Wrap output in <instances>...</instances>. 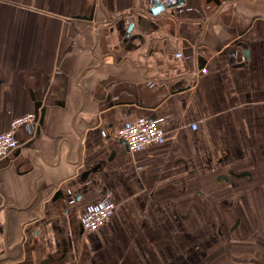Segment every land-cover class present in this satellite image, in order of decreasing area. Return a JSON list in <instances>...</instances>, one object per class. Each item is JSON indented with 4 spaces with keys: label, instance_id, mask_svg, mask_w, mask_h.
<instances>
[{
    "label": "crops",
    "instance_id": "obj_1",
    "mask_svg": "<svg viewBox=\"0 0 264 264\" xmlns=\"http://www.w3.org/2000/svg\"><path fill=\"white\" fill-rule=\"evenodd\" d=\"M175 4L0 0V264H264V0Z\"/></svg>",
    "mask_w": 264,
    "mask_h": 264
},
{
    "label": "built area",
    "instance_id": "obj_2",
    "mask_svg": "<svg viewBox=\"0 0 264 264\" xmlns=\"http://www.w3.org/2000/svg\"><path fill=\"white\" fill-rule=\"evenodd\" d=\"M157 1L166 8L173 6L176 2V0ZM30 117V114L17 117L11 121L8 130L0 132V158L18 146L14 130L25 124ZM114 135L124 142L125 147L130 152L164 140L163 130L158 125V119L146 117L122 125L116 129ZM115 205V202L107 197H98L87 203L79 217L82 232L94 230L109 220Z\"/></svg>",
    "mask_w": 264,
    "mask_h": 264
},
{
    "label": "water",
    "instance_id": "obj_3",
    "mask_svg": "<svg viewBox=\"0 0 264 264\" xmlns=\"http://www.w3.org/2000/svg\"><path fill=\"white\" fill-rule=\"evenodd\" d=\"M159 9H162V4L157 0H152L151 12L156 13Z\"/></svg>",
    "mask_w": 264,
    "mask_h": 264
},
{
    "label": "rangeland",
    "instance_id": "obj_4",
    "mask_svg": "<svg viewBox=\"0 0 264 264\" xmlns=\"http://www.w3.org/2000/svg\"><path fill=\"white\" fill-rule=\"evenodd\" d=\"M170 204L166 202L167 209H170ZM109 220H112V219H109ZM83 241H85V239Z\"/></svg>",
    "mask_w": 264,
    "mask_h": 264
}]
</instances>
